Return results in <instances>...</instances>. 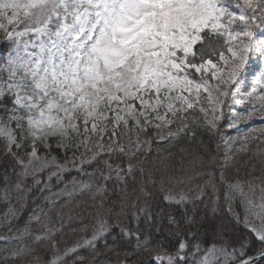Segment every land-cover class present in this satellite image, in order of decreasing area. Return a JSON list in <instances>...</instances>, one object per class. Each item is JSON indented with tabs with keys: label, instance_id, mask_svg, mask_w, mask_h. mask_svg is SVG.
<instances>
[{
	"label": "snow or ice",
	"instance_id": "6c2138e0",
	"mask_svg": "<svg viewBox=\"0 0 264 264\" xmlns=\"http://www.w3.org/2000/svg\"><path fill=\"white\" fill-rule=\"evenodd\" d=\"M0 264H264V0H0Z\"/></svg>",
	"mask_w": 264,
	"mask_h": 264
},
{
	"label": "trees",
	"instance_id": "16d2710c",
	"mask_svg": "<svg viewBox=\"0 0 264 264\" xmlns=\"http://www.w3.org/2000/svg\"><path fill=\"white\" fill-rule=\"evenodd\" d=\"M234 134V133H233Z\"/></svg>",
	"mask_w": 264,
	"mask_h": 264
}]
</instances>
